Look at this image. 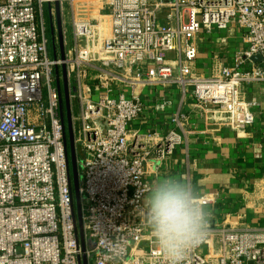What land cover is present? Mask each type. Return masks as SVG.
<instances>
[{"label":"built area","instance_id":"1","mask_svg":"<svg viewBox=\"0 0 264 264\" xmlns=\"http://www.w3.org/2000/svg\"><path fill=\"white\" fill-rule=\"evenodd\" d=\"M56 1L72 17L64 59L58 44L57 58L49 53L44 9L50 5L56 24ZM233 27L247 48L232 66L198 73L199 35ZM63 66L83 227L95 245L86 251L76 236L63 141ZM261 83L264 0H0V264H80L84 255L88 264H167L148 227L145 178L181 135L131 131L144 114L145 89L179 88L193 97V112L241 135L257 106L245 88ZM171 106L163 98L155 110ZM187 119L178 111L172 123L181 129ZM183 264H264V228L209 217L206 237Z\"/></svg>","mask_w":264,"mask_h":264},{"label":"crops","instance_id":"2","mask_svg":"<svg viewBox=\"0 0 264 264\" xmlns=\"http://www.w3.org/2000/svg\"><path fill=\"white\" fill-rule=\"evenodd\" d=\"M231 32L235 35L231 36ZM231 32L214 30L199 35L198 73L211 75L218 63L232 66L236 53L247 48L236 28ZM223 38L228 39L227 45L222 43ZM245 90L246 98L256 99L257 106L253 109L254 123L241 135L193 112L191 95L183 97L179 88L162 87L145 89V111L131 125V131L167 135L176 129L181 135V144L174 153L156 169L148 170L145 180L149 186L159 176L180 177L200 197L216 196L217 202L208 206L213 223L243 220L264 228V83L246 86ZM163 98L170 99L172 106L158 113L155 104ZM178 111L188 117L181 129L172 123Z\"/></svg>","mask_w":264,"mask_h":264},{"label":"clouds","instance_id":"3","mask_svg":"<svg viewBox=\"0 0 264 264\" xmlns=\"http://www.w3.org/2000/svg\"><path fill=\"white\" fill-rule=\"evenodd\" d=\"M149 230L167 264H183L187 253L207 235L211 211L180 177L159 176L145 198Z\"/></svg>","mask_w":264,"mask_h":264},{"label":"water","instance_id":"4","mask_svg":"<svg viewBox=\"0 0 264 264\" xmlns=\"http://www.w3.org/2000/svg\"><path fill=\"white\" fill-rule=\"evenodd\" d=\"M50 7V5H49ZM55 12H56V24H54L53 19H51V28H52V42L54 45V57L57 58V44L59 47V54L62 59L65 58L66 48L64 42V31H63V22H62V12L61 5L58 1L55 2ZM56 31V32H55ZM56 33V34H55ZM56 36L57 39L56 40ZM56 45V46H55ZM260 58H255V61H260ZM63 73V92L61 90V84L58 79V89L60 91V101H61V118L64 129L63 141L65 146V151L67 155V168H68V178L69 183L72 187V201H73V213L75 220V229L77 240L80 242L83 251H86L88 246L89 249H94L95 245L91 240L86 241V236L83 227V208H82V199L80 194V184H81V175L78 170V156L75 145V136L74 128L72 123L71 115V104L69 100V86L67 80V70L66 67H62ZM57 77L59 75V69H56ZM80 264H88L87 256L84 255Z\"/></svg>","mask_w":264,"mask_h":264},{"label":"rangeland","instance_id":"5","mask_svg":"<svg viewBox=\"0 0 264 264\" xmlns=\"http://www.w3.org/2000/svg\"><path fill=\"white\" fill-rule=\"evenodd\" d=\"M61 16H62L64 34L66 33V35L69 37L71 35V31H72V17H71L70 7L67 3L63 7ZM51 42H52V39H51ZM51 46L52 45L50 44L49 53H50V56L53 57V51H52ZM167 57L173 58L174 53H168ZM75 113H76V111H75ZM78 170L81 172V165L78 166ZM200 253L203 254L204 251H200Z\"/></svg>","mask_w":264,"mask_h":264},{"label":"trees","instance_id":"6","mask_svg":"<svg viewBox=\"0 0 264 264\" xmlns=\"http://www.w3.org/2000/svg\"><path fill=\"white\" fill-rule=\"evenodd\" d=\"M44 10H45V18H46L47 37H48V40H49V48H50V44H51L52 45L51 48H52L53 55H54V45H53V42H51V39H52V29H51L50 9L46 5V7H45Z\"/></svg>","mask_w":264,"mask_h":264},{"label":"flooded vegetation","instance_id":"7","mask_svg":"<svg viewBox=\"0 0 264 264\" xmlns=\"http://www.w3.org/2000/svg\"><path fill=\"white\" fill-rule=\"evenodd\" d=\"M51 29H52V28H51ZM55 32H56V31H55ZM55 34H56V33H55ZM56 40H58V39H57V36H56Z\"/></svg>","mask_w":264,"mask_h":264}]
</instances>
